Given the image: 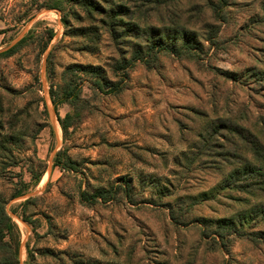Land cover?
<instances>
[{"label": "rangeland", "instance_id": "1", "mask_svg": "<svg viewBox=\"0 0 264 264\" xmlns=\"http://www.w3.org/2000/svg\"><path fill=\"white\" fill-rule=\"evenodd\" d=\"M152 40L189 49L115 70ZM69 79L81 100L55 110L49 89ZM57 153L75 169L52 171ZM238 154L262 166L264 0H0V199L17 245L0 264H264V180L225 186ZM121 183L135 203L80 201Z\"/></svg>", "mask_w": 264, "mask_h": 264}, {"label": "trees", "instance_id": "2", "mask_svg": "<svg viewBox=\"0 0 264 264\" xmlns=\"http://www.w3.org/2000/svg\"><path fill=\"white\" fill-rule=\"evenodd\" d=\"M149 44L150 45L144 52H141V50L136 51L135 55L131 57L130 60H125L121 64H118L117 66H115V70L120 71L123 69L125 70L132 69L136 62L146 61L144 60V58L148 59L146 57L150 56L153 53L156 54L158 52L164 51L171 55L179 56L180 54L183 55L184 53H186V51H188L187 49H189V45H183L182 47L177 49L176 46H169L168 44L161 45L159 43H155L153 40L150 41ZM16 49H17V45H14L3 53L4 55H10L14 51H16ZM119 89L120 87L118 86L117 83H115L110 89V93L111 92L118 93L117 90ZM49 92H50L51 101H52V104L55 110L57 109L59 105H62V104H69L74 109L77 103L81 100V87H79V83H77L74 79H69L68 81H66L61 87V90L59 93H54L52 87L49 89ZM74 115L75 113L74 114L68 113L63 118H60L58 116V119H59V122L61 124L63 131H66L68 127L71 125V121L73 120ZM244 132L247 133L245 129H244ZM236 133L239 137V140L245 143V149L247 151H251V153L255 155L257 151V145H256V142L253 140H257V137L250 135L251 140H249V138H247V136H245L241 132L240 128L239 129L236 128ZM203 146L208 147L207 141L203 142ZM207 155L209 156L208 153L207 154L205 153L203 160H201L205 164L208 163L207 162L208 158H206L208 157ZM56 156L57 157L54 158V164L56 166H59L61 169L65 171H73L75 169V164L70 158H68L67 156H61L59 153H57ZM185 157L189 159V153H187ZM233 158L236 159L235 161L236 163H238L233 170L234 180L237 182H229L226 179L225 186L234 184V185H237L236 187L240 189L247 190L250 188H254V185L259 184L260 182L264 180V159L261 160L262 166L260 168H254L247 161L246 158L239 156V154L238 156H234ZM221 160L224 161L223 159ZM239 161L243 163L242 167L239 166ZM210 163L216 165V166L210 165L209 167H212V169L220 168L219 167L220 162H217L214 160L213 162H210ZM228 164H231V162L229 161ZM190 165H191V161H190ZM252 169L257 170V171L256 172L252 171ZM33 176L35 177V180H38V177L36 174ZM255 178L261 179V180L256 181ZM248 180H250V182L242 184L243 182L248 181ZM119 190L123 191L124 196L128 199L129 202L135 203L131 190L129 189L126 183L117 184V185L112 186L108 191H101V192L93 193V194H89L87 191H81L79 194L80 201L81 203L88 204V205L95 204L98 201L107 202L113 199L114 195ZM12 230H13V224L11 222L9 215L7 214L5 210L4 199H0V250L1 251L3 250L11 251L12 246L9 241L5 240V238H6L7 233ZM12 249H13L14 254L16 255L17 245L14 244Z\"/></svg>", "mask_w": 264, "mask_h": 264}, {"label": "crops", "instance_id": "3", "mask_svg": "<svg viewBox=\"0 0 264 264\" xmlns=\"http://www.w3.org/2000/svg\"><path fill=\"white\" fill-rule=\"evenodd\" d=\"M62 105H66V104H62ZM61 105V106H62ZM56 168H58L59 169V171L60 172H68V171H65V170H63V169H61L59 166H56L54 163H53V166H52V171L54 170V169H56ZM52 171L48 174V178L50 177V175L52 174ZM33 172V171H32ZM43 176H44V174H42L41 173V175H39V177H38V180L37 181H35V183H34V186L35 187H37L38 185H39V183H41L42 184V182H43ZM42 180V181H41ZM41 181V182H40ZM48 181V180H47ZM48 184V183H47ZM46 185V184H45ZM26 199V198H25Z\"/></svg>", "mask_w": 264, "mask_h": 264}]
</instances>
